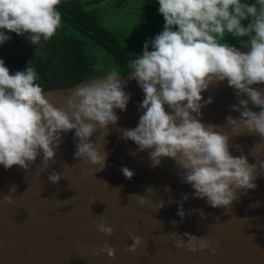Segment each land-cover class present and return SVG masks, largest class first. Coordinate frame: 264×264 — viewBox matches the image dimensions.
I'll return each instance as SVG.
<instances>
[{
	"label": "clouds",
	"instance_id": "obj_1",
	"mask_svg": "<svg viewBox=\"0 0 264 264\" xmlns=\"http://www.w3.org/2000/svg\"><path fill=\"white\" fill-rule=\"evenodd\" d=\"M60 3L61 0H0V45L11 39L12 32L26 35L35 46L42 40H50L61 25L57 8ZM158 3V11L165 20L163 29L146 41L142 54L128 64V79H135L145 94L138 104L142 115L135 128L122 129V138L138 146L132 155L147 151L153 169L161 165L163 158H171L178 165L176 172L181 182L194 189L193 198H206L209 206L226 209L241 194L257 187L254 183L257 164H250L243 154H231V137L216 130L224 125H206L199 119L203 107L212 103V97L205 100L202 93L210 85L227 81L238 98V103L230 108L240 116L227 115L225 124L236 135L250 133L264 139V89L252 87L264 84V0L254 3L158 0ZM228 35L238 38L250 50L242 52L225 42ZM244 37L247 39H240ZM120 77L113 69L102 78L81 84L58 108L36 83L38 77L31 61L25 69L13 73L0 59V165L5 169L19 165L27 170L42 153L45 171L63 143V134L75 130V157L99 165L96 172L102 171L109 153L101 154L96 141L90 138L99 129L118 123L115 109L127 110L131 94L124 89L128 79ZM245 95L247 98H242ZM250 102L260 110L253 111ZM259 167L264 168V161ZM121 172L127 179L134 176V170L127 166ZM48 179L57 184L61 173L53 170ZM13 188L16 191L13 186L10 193ZM155 190L148 187L146 192ZM165 191L171 194L172 190L166 187ZM130 196H139L141 205L148 203L147 196L138 193ZM188 199L189 194L185 193L181 201H175L180 206L177 214L181 218L186 216L183 202ZM4 201L13 204V195L5 196ZM165 203L160 198L156 211ZM191 212H199L201 219L207 218L202 209ZM171 223L179 224L176 220ZM96 227L106 236L115 231L102 215ZM129 235L133 242L127 251L136 252L144 243L143 238L131 232ZM172 235L176 237L177 248L193 253L212 244L206 235L187 232ZM215 243L219 246L220 241ZM90 248L97 256L106 253L116 258L114 246ZM211 251L215 253L217 247Z\"/></svg>",
	"mask_w": 264,
	"mask_h": 264
},
{
	"label": "water",
	"instance_id": "obj_2",
	"mask_svg": "<svg viewBox=\"0 0 264 264\" xmlns=\"http://www.w3.org/2000/svg\"><path fill=\"white\" fill-rule=\"evenodd\" d=\"M236 47L242 52L250 50L242 44ZM120 74L121 79H128L129 73ZM103 76L43 91L59 108L76 87ZM252 87L264 89V84ZM124 90L131 99L126 111L115 109L118 123L99 129L90 138L96 141L101 154L109 153L102 171L96 172L99 165L75 157V130L63 134V143L45 171L42 153L27 170L19 165L11 169L0 165V264H264V168L259 167L264 161V139L250 133L236 135L225 124L227 115L240 116L230 108L238 103L233 88L227 81L210 85L202 96L205 100L212 97V103L203 107L199 117L206 125H224L216 130L231 137V154H243L250 164H257V187L241 194L226 209L209 206L206 198H193L194 189L181 182L178 165L171 158H163L161 165L153 169L147 151L132 155L138 146L125 141L121 131L138 125L142 115L138 104L145 94L135 79H128ZM249 107L260 110L251 102ZM123 166L134 170L131 179L121 172ZM53 170L61 173L57 184L48 179ZM13 186L16 191L13 188L10 193ZM148 187L156 190L146 192ZM166 187L171 188V194ZM137 193L147 196L148 203L141 205L139 196H130ZM185 193L189 199L183 202L186 216L181 218L175 201H181ZM9 194L13 195V204L4 201ZM160 198L166 203L156 211ZM192 209H202L207 218L201 219L200 213H192ZM101 215L115 228L111 236L97 230ZM172 220L178 221V226ZM130 232L144 241L136 252L127 251L133 242ZM173 232L206 235L212 244L193 253L175 246ZM106 244L115 247V259L106 253L97 256L91 252V245ZM212 247H217L215 253Z\"/></svg>",
	"mask_w": 264,
	"mask_h": 264
},
{
	"label": "trees",
	"instance_id": "obj_3",
	"mask_svg": "<svg viewBox=\"0 0 264 264\" xmlns=\"http://www.w3.org/2000/svg\"><path fill=\"white\" fill-rule=\"evenodd\" d=\"M100 1L92 0L93 3ZM57 8L63 22L101 46L112 55L119 70L128 73L129 61L139 55L133 48L123 43L114 31L99 24L80 0H61ZM9 35L11 39L0 45V59L13 73L25 69L31 61L38 77L36 83L43 90L70 86L100 72L98 59L88 51V40L63 27L50 40H42L37 46L30 44L26 35L14 32Z\"/></svg>",
	"mask_w": 264,
	"mask_h": 264
},
{
	"label": "rangeland",
	"instance_id": "obj_4",
	"mask_svg": "<svg viewBox=\"0 0 264 264\" xmlns=\"http://www.w3.org/2000/svg\"><path fill=\"white\" fill-rule=\"evenodd\" d=\"M80 1L96 17L99 24L114 31L123 43L129 45L139 55L143 52L144 43L160 33L165 23L164 18L159 15L158 0H102L99 3H93L92 0ZM242 23L247 24L248 21H243ZM61 27L69 33L79 34L86 38L88 40L89 53L95 55L98 59L99 74L87 78L106 75L113 69L121 73L112 55L101 46L75 31L62 20L57 30ZM240 39H247V37ZM225 42L234 46L240 45L239 39L231 35L226 36Z\"/></svg>",
	"mask_w": 264,
	"mask_h": 264
}]
</instances>
